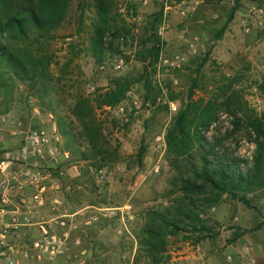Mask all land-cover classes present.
I'll list each match as a JSON object with an SVG mask.
<instances>
[{"label": "rangeland", "instance_id": "obj_1", "mask_svg": "<svg viewBox=\"0 0 264 264\" xmlns=\"http://www.w3.org/2000/svg\"><path fill=\"white\" fill-rule=\"evenodd\" d=\"M119 1L113 0L110 14L102 19L94 10L93 0H71L67 20L56 31L57 39L51 46L56 56L51 72L57 82V93L51 100L52 112L42 111L38 101L20 86L14 92L9 112L0 114V149H3L16 142L11 136L14 129L9 126L10 121L24 124L38 119L45 121L51 114L56 122L57 116H68V107L77 94L90 96L97 89L109 87L116 78L135 80L125 100L96 113L105 137L106 154L95 153L82 140L75 144L78 150L73 157L84 153L88 163L102 165L105 182L96 181L92 175L97 167H89L80 179V186L57 196L61 212L73 209L76 212L85 206L130 205L133 219L128 223L129 232L116 219H103L84 229V218L98 212L80 211L75 216L79 228L74 237L80 238L81 243L72 248L68 261L60 264H132L137 248L135 233L144 215L167 206L165 194L172 170L166 159V145L163 151L162 143L165 144V132L172 117L188 101L191 92L194 100L207 99L220 94L219 89L223 90L234 80L224 96L231 99L241 126L233 129V116L221 107L206 136L222 140L223 151L247 161L254 150L246 131L250 112L264 115V90L258 87L264 85V55H261L264 21L258 14L259 9L264 11V0H167L166 4L165 0H152L148 5L125 2L124 12L118 10ZM165 6L169 9L165 10ZM233 8L243 11L234 12L231 23L234 28L229 36L225 32L222 36L227 35L225 40H216V32ZM159 11L162 17L156 34L161 52L158 61L149 65L150 58L147 64L141 60L149 57L150 45L144 44L149 36L147 22L153 21L151 15ZM101 24L107 26L104 37L107 48L103 62L98 63L88 51V40ZM204 57L206 63L200 67ZM119 59L124 65L117 69ZM67 62L70 64L65 66ZM145 66L148 67L146 85L137 81ZM169 97L175 100L170 101ZM225 97L219 98L217 104ZM2 117H6V122L1 121ZM159 144L161 147L157 148ZM140 149L144 150L141 166L136 160ZM75 162L78 173L87 164L82 159ZM155 166L158 172L154 171ZM67 174L76 175L72 170ZM247 199L248 206L225 197L210 210L212 235L198 245L172 240L169 264H264V188L247 195Z\"/></svg>", "mask_w": 264, "mask_h": 264}, {"label": "trees", "instance_id": "obj_2", "mask_svg": "<svg viewBox=\"0 0 264 264\" xmlns=\"http://www.w3.org/2000/svg\"><path fill=\"white\" fill-rule=\"evenodd\" d=\"M70 7L71 0H0V114L9 112L14 92L20 86H24L27 95L38 101L42 111H53L51 100L57 93V82L51 72L56 57L51 46L57 39L56 31L67 20ZM93 7L104 19L112 10L113 0H93ZM235 10L231 9L225 24L216 32V40L222 38ZM151 17L153 21H148L146 28L149 36L144 42L145 46L146 43L150 45L147 49L149 57L141 59L147 64V58H150L149 65L158 61L161 52L156 29L162 12ZM106 31L107 26L101 24L88 40V51L98 63L103 62L107 48L104 42ZM206 59L202 58L200 67L204 66ZM69 64L67 62L65 66ZM147 72L148 67L145 66L137 81L146 85ZM134 82L128 78H116L109 87L97 89L90 96H74L67 110L68 116L56 117L58 131L65 140L63 149L73 157L78 150L75 144L82 140L95 153L106 154L105 137L96 113L119 105ZM233 83L234 80L223 90L219 89L222 97L217 93L207 99L199 97L194 100V92H191L188 101L172 117L164 136L166 159L172 170L165 194L167 206L144 215L142 225L135 233L137 248L132 264H169L171 242L196 246L210 238L212 231L208 212L225 197L248 206L247 195L264 188V115L251 111L247 121L248 139L254 145L250 161L227 154L221 149L222 140L206 136L221 107L233 116V129L238 130L241 126V120L234 114L236 110L232 109L229 101L231 99L224 96L225 89H231ZM258 87L264 90V85ZM223 97L225 99L218 105V99ZM169 100L175 99L169 97ZM143 157L144 150L140 149L136 154L139 166ZM73 158L87 162L72 183L75 189L80 186V179L88 172L87 168L97 167L99 170L103 167L88 163L84 153Z\"/></svg>", "mask_w": 264, "mask_h": 264}, {"label": "built area", "instance_id": "obj_3", "mask_svg": "<svg viewBox=\"0 0 264 264\" xmlns=\"http://www.w3.org/2000/svg\"><path fill=\"white\" fill-rule=\"evenodd\" d=\"M125 2L135 3L134 0L119 1L120 12L126 10ZM166 9L169 6H165ZM258 14L264 21V11L259 9ZM123 65L122 59L117 60V69ZM1 121L6 122V117ZM9 126L14 129L11 136L16 142L0 149V264L67 262L72 248L81 243L80 238L74 237L79 228L75 216L87 209L98 213L84 218V229L103 219H116L122 229L129 232L128 223L133 219L130 205L121 208L85 206L73 213L59 210L61 203L57 196L73 190L72 181L79 173L78 163L63 149L62 137L51 114L45 121L38 119L27 124L10 121ZM162 146L165 151L164 142ZM68 170L76 175L68 177ZM154 171L158 172V166ZM92 175L96 181L105 182L103 168Z\"/></svg>", "mask_w": 264, "mask_h": 264}, {"label": "crops", "instance_id": "obj_4", "mask_svg": "<svg viewBox=\"0 0 264 264\" xmlns=\"http://www.w3.org/2000/svg\"><path fill=\"white\" fill-rule=\"evenodd\" d=\"M134 1H135V2H137V1L142 2V0H134ZM151 1H152V0H144L143 2H146L147 5H148V4L151 3ZM209 1H210V0H209ZM261 8H262V7H261ZM242 11H243V9L235 10V13H242ZM245 12L247 13V11H245ZM233 19H234V18H233ZM232 21H233V20H232ZM231 23H232V22H231ZM231 23L228 25L227 29L225 30V32L227 33L228 36H229V34H230V31L234 28V26H232ZM225 32H224V33H225ZM223 35H224V34H223ZM227 35H225L224 38L222 37L223 40L226 39V36H227ZM222 38H221V39H222ZM221 39H220V40H221ZM224 43H225V42H224ZM261 55H264V53L262 52Z\"/></svg>", "mask_w": 264, "mask_h": 264}]
</instances>
